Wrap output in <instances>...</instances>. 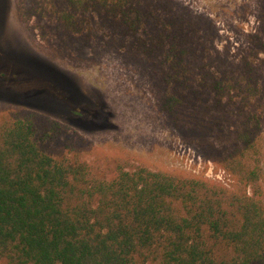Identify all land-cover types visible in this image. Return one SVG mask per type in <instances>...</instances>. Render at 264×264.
Segmentation results:
<instances>
[{"label":"trees","instance_id":"obj_1","mask_svg":"<svg viewBox=\"0 0 264 264\" xmlns=\"http://www.w3.org/2000/svg\"><path fill=\"white\" fill-rule=\"evenodd\" d=\"M24 13L47 14L75 34L92 19L117 31L158 76L160 110L217 150L235 182L94 167L64 124L11 109L0 116V259L264 264V0L235 56L216 46L212 19L179 0H31ZM228 125L230 141L219 136Z\"/></svg>","mask_w":264,"mask_h":264},{"label":"rangeland","instance_id":"obj_2","mask_svg":"<svg viewBox=\"0 0 264 264\" xmlns=\"http://www.w3.org/2000/svg\"><path fill=\"white\" fill-rule=\"evenodd\" d=\"M179 1L212 19L219 34L216 46L228 47L233 56L248 44L262 2ZM30 4L0 0V116L18 108L58 120L94 167L143 165L233 186L235 179L219 164L218 151L201 146L160 110L158 76L144 55L129 52L118 32L97 19L86 23L81 35L47 14L20 16L19 8ZM231 131L228 125L219 136L230 141ZM262 137L264 187V113ZM0 264L5 263L0 259Z\"/></svg>","mask_w":264,"mask_h":264}]
</instances>
